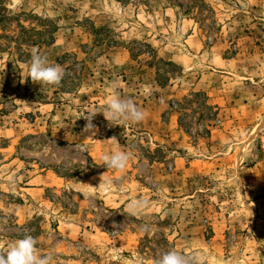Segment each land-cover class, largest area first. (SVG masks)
<instances>
[{
    "label": "rangeland",
    "instance_id": "rangeland-1",
    "mask_svg": "<svg viewBox=\"0 0 264 264\" xmlns=\"http://www.w3.org/2000/svg\"><path fill=\"white\" fill-rule=\"evenodd\" d=\"M113 82L146 119L85 131ZM26 230L52 264H264V0H0V250Z\"/></svg>",
    "mask_w": 264,
    "mask_h": 264
},
{
    "label": "clouds",
    "instance_id": "clouds-1",
    "mask_svg": "<svg viewBox=\"0 0 264 264\" xmlns=\"http://www.w3.org/2000/svg\"><path fill=\"white\" fill-rule=\"evenodd\" d=\"M65 70L57 64H50L46 55L33 49L28 66V77L34 83L45 85H59L64 78ZM97 113H102L109 126L122 124H138L146 119L147 113L134 102L132 98L122 97L115 82L111 86V94L103 112L88 111L83 115L87 121L85 131L94 128L92 121ZM113 137L112 139H114ZM131 159V153L125 151H113L102 157L106 168L124 171ZM150 206L146 199H136L129 204L131 214L141 213ZM37 240L27 230L14 240L7 251L0 250V264H52L51 254H40L36 247ZM154 264H202V257L195 253L184 254L176 250L160 252L155 258Z\"/></svg>",
    "mask_w": 264,
    "mask_h": 264
},
{
    "label": "crops",
    "instance_id": "crops-1",
    "mask_svg": "<svg viewBox=\"0 0 264 264\" xmlns=\"http://www.w3.org/2000/svg\"><path fill=\"white\" fill-rule=\"evenodd\" d=\"M161 112H162V111H160V113H158V114H155L154 120H156L158 117H160Z\"/></svg>",
    "mask_w": 264,
    "mask_h": 264
}]
</instances>
